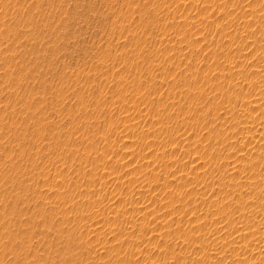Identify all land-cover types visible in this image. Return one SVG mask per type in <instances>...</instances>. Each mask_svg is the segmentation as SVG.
<instances>
[{
	"label": "rangeland",
	"instance_id": "obj_1",
	"mask_svg": "<svg viewBox=\"0 0 264 264\" xmlns=\"http://www.w3.org/2000/svg\"><path fill=\"white\" fill-rule=\"evenodd\" d=\"M0 264H264V0H0Z\"/></svg>",
	"mask_w": 264,
	"mask_h": 264
}]
</instances>
